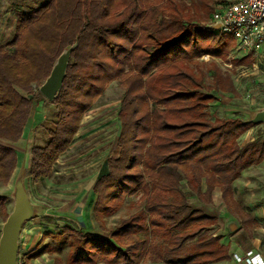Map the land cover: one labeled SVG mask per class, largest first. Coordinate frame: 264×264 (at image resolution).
Returning <instances> with one entry per match:
<instances>
[{
  "label": "trees",
  "instance_id": "trees-1",
  "mask_svg": "<svg viewBox=\"0 0 264 264\" xmlns=\"http://www.w3.org/2000/svg\"><path fill=\"white\" fill-rule=\"evenodd\" d=\"M49 0L16 10L12 38L0 43V182L7 184L17 166L16 143L33 106L46 100L38 88L60 53L70 52L58 95L54 130L44 146L30 149L29 175L49 177L57 159L73 142L86 112L112 83L123 88L117 117V157L93 184L92 215L108 237L62 226L44 233L37 253L53 264H208L229 260L228 244L209 232L217 215L188 202L191 193L212 203L215 188L226 211L245 228L258 223L234 199L233 182L264 159V138L239 145L255 126L243 119L209 117L215 93L237 94L230 71L207 54L230 62L231 71L250 60L227 58L230 35L201 23L212 0ZM233 39V38H232ZM210 78L205 84L206 77ZM21 92L25 93L23 95ZM213 92V93H212ZM184 181L187 191L180 187ZM0 195V215L7 217ZM130 212L111 227L106 219L120 208ZM63 243L67 250L45 238Z\"/></svg>",
  "mask_w": 264,
  "mask_h": 264
},
{
  "label": "rangeland",
  "instance_id": "rangeland-1",
  "mask_svg": "<svg viewBox=\"0 0 264 264\" xmlns=\"http://www.w3.org/2000/svg\"><path fill=\"white\" fill-rule=\"evenodd\" d=\"M48 1L0 0V41H8L12 38L16 10L35 8ZM176 1L184 4H198L197 11L202 6L198 0ZM218 2L219 0H212L211 10L207 15H203L201 23L210 24ZM234 47L235 45L228 53L229 60L240 59L246 55H250V60L236 66L232 71L228 61L207 54L200 58L205 62L214 61L222 70L230 71L233 84L237 89V94L234 95L215 93V100L208 108L210 118L237 117L246 120L251 113L264 107V50L254 56L245 51H235ZM209 82L210 78L207 76L205 84ZM32 88L38 90L35 84ZM122 94L123 88L118 82H112L104 90L82 118L80 129L75 134L72 144L57 159L50 176L39 182H34L29 175V151L32 146L42 147L49 140L47 131L54 130L56 121L55 104L49 100L36 103L33 106V120L28 124L29 127L22 139L14 144L7 143L14 147L18 157L17 167L10 181L7 184L0 182V195L7 197V213L13 208L14 183L20 174H22L28 197L36 207L35 215L24 222L19 235L18 264H52L53 261L48 254H43L30 263L24 261L26 257L37 253L42 247L37 243L44 233L58 232L62 226L102 233L92 215L95 201L92 185L97 177L107 171V159L118 155L117 138L120 122L117 117V107ZM250 133L253 137L257 134L264 136L263 125H255ZM180 187L183 191H187L184 181L181 182ZM234 188V198L246 213L256 219L260 227L254 230L245 228L241 218L232 216L226 211L216 190L212 193V203L207 205L199 202L191 193L187 196L191 205L217 215L218 221L209 228V232L219 235L223 239L222 242L227 243L229 247L228 261L208 264H245L243 259L240 262L235 260L233 254L243 258L249 250L255 252L253 250L255 237L259 239L260 244L264 242V165L238 180ZM133 211L128 210L127 207L120 208L106 219V225L111 229ZM4 220L5 217L0 215V234ZM108 234L109 232L104 233L106 236ZM46 242L60 247V254H65L67 248L63 243H57L50 237L45 238L44 243Z\"/></svg>",
  "mask_w": 264,
  "mask_h": 264
},
{
  "label": "water",
  "instance_id": "water-1",
  "mask_svg": "<svg viewBox=\"0 0 264 264\" xmlns=\"http://www.w3.org/2000/svg\"><path fill=\"white\" fill-rule=\"evenodd\" d=\"M208 30L220 31V22L205 25ZM75 48V44L64 49L55 60L48 77L39 86L40 94L49 101H52L59 93L65 77L70 52ZM65 56V62L59 67L61 58ZM59 67V68H58ZM244 122L255 125L262 124L264 130V107L253 113ZM13 208L5 218L0 234V264H18L19 235L24 222L31 219L36 212L34 203L28 197L23 184L22 174L18 175L13 189Z\"/></svg>",
  "mask_w": 264,
  "mask_h": 264
},
{
  "label": "built area",
  "instance_id": "built-area-1",
  "mask_svg": "<svg viewBox=\"0 0 264 264\" xmlns=\"http://www.w3.org/2000/svg\"><path fill=\"white\" fill-rule=\"evenodd\" d=\"M215 22H220L222 33L233 38L235 51L258 55L264 49V0H219L210 20ZM233 257L245 264H264V257L252 250L243 258Z\"/></svg>",
  "mask_w": 264,
  "mask_h": 264
},
{
  "label": "crops",
  "instance_id": "crops-1",
  "mask_svg": "<svg viewBox=\"0 0 264 264\" xmlns=\"http://www.w3.org/2000/svg\"><path fill=\"white\" fill-rule=\"evenodd\" d=\"M8 21V20H7ZM6 21V22H7ZM14 21L15 20H13V26H12V29H13V27H14ZM5 42H7V41H0V43H5ZM264 49H262L261 51H263ZM260 51V52H261ZM260 52H259V54H260ZM254 56H257V55H254ZM230 66V68H232V65H229ZM238 66V65H237ZM236 88V87H235ZM237 90V89H236ZM229 94H232V93H229ZM232 95H234V94H232ZM39 103V102H38ZM210 107V106H209ZM32 116H33V110H32V112H31V115H30V118H29V120L27 121V124H26V126H25V128H24V130H23V133H22V136H21V138L18 140V141H20L21 139H22V137L24 136V134H25V132H26V129L29 127L28 126V124L33 120L32 119ZM85 116V115H84ZM215 117H213V118H211V119H214ZM218 118H220V117H218ZM229 118H233V117H229ZM244 120V119H243ZM253 128V127H252ZM252 128H250V129H248L247 131H245L243 134H241V136L238 138V143H239V145H243V144H245V143H247V142H250V141H252L253 139H255L257 136H261V138L263 139L264 138V136H262V135H259V134H257L255 137H253V136H251V133H250V130L252 129ZM120 132V131H119ZM119 136V135H118ZM17 141V142H18ZM4 143H6L7 144V142H5V141H3ZM16 142V143H17ZM10 144H12V143H10ZM14 144V143H13ZM13 147V146H12ZM14 148V147H13ZM16 151V150H15ZM30 152V151H29ZM17 153V152H16ZM17 163H18V157H17ZM30 165V164H29ZM264 165V159L259 163V164H257V165H251V166H249V167H247L246 169H244L241 173H240V176L233 182V188H234V186H235V184H236V182H238V180H240L242 177H244V176H246V174H248L249 172H253L254 170H256L257 168H261V166H263ZM17 167V166H16ZM15 170H16V168H15ZM15 170H14V172H15ZM14 172H13V174H14ZM12 174V175H13ZM12 175H11V177H12ZM11 179V178H10ZM97 179V178H96ZM95 179V180H96ZM10 181V180H9ZM8 181V182H9ZM95 182V181H94ZM94 184V183H93ZM186 185V184H185ZM187 188V187H186ZM214 190H216L217 191V193H218V195L220 196V191H219V189L218 188H215ZM92 191H93V185H92ZM186 192V191H185ZM234 192H235V188H234ZM94 193V192H93ZM95 194V193H94ZM235 194V193H234ZM95 197H96V195H95ZM212 199H213V197H212ZM220 199H221V197H220ZM235 199V198H234ZM236 200V199H235ZM95 202V201H94ZM221 202L223 203V201H222V199H221ZM224 204V203H223ZM94 205V204H93ZM207 205V204H206ZM225 206V205H224ZM93 208V207H92ZM226 209V208H225ZM249 214V213H248ZM250 215V214H249ZM251 216V215H250ZM252 217V216H251ZM253 218V217H252ZM94 219V218H93ZM253 219H255V218H253ZM256 220V219H255ZM258 223V222H257ZM258 227H260L259 226V224H258V226H256V227H254L253 228V230L254 229H256V228H258ZM100 230V229H99ZM102 233H95V232H89V233H94V234H99V235H101V236H104V237H108L109 236V234H110V232L109 231H102V230H100ZM84 232H86V231H84ZM105 232H109V234H108V236H106V235H104V233ZM222 238L220 239V243H222V244H227V243H225V242H222ZM253 244H254V249L253 250H255V253H259L261 256H263L264 257V249L262 248L263 247V245H264V242L263 243H261L260 244V242H259V239L258 238H254V240H253ZM257 244V245H256ZM260 246H262L261 247V249H260ZM44 254H46V253H44ZM43 255V254H42ZM41 256V255H40ZM229 256H230V254H229ZM39 257V256H38ZM37 258V257H36ZM230 258V257H229ZM35 259V258H34ZM33 259H31V260H29L28 262H26V263H30L31 261H32ZM53 261V260H52ZM226 261H228V260H226ZM226 261H221V262H217V263H223V262H226ZM53 264V263H52ZM140 264H163V263H161V262H159V263H153V262H150V261H143V262H141Z\"/></svg>",
  "mask_w": 264,
  "mask_h": 264
},
{
  "label": "bare ground",
  "instance_id": "bare-ground-1",
  "mask_svg": "<svg viewBox=\"0 0 264 264\" xmlns=\"http://www.w3.org/2000/svg\"><path fill=\"white\" fill-rule=\"evenodd\" d=\"M65 62V56H63L62 58H61V62H60V65H59V67H61L62 66V64ZM58 67V68H59Z\"/></svg>",
  "mask_w": 264,
  "mask_h": 264
}]
</instances>
